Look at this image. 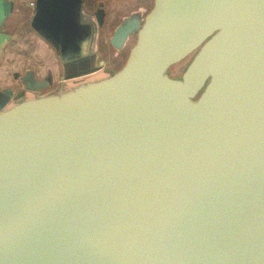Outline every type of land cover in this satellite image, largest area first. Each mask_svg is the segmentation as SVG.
<instances>
[{
    "label": "water",
    "instance_id": "1",
    "mask_svg": "<svg viewBox=\"0 0 264 264\" xmlns=\"http://www.w3.org/2000/svg\"><path fill=\"white\" fill-rule=\"evenodd\" d=\"M0 0V264H264V0ZM22 18V19H21ZM11 78V79H9Z\"/></svg>",
    "mask_w": 264,
    "mask_h": 264
},
{
    "label": "rangeland",
    "instance_id": "2",
    "mask_svg": "<svg viewBox=\"0 0 264 264\" xmlns=\"http://www.w3.org/2000/svg\"><path fill=\"white\" fill-rule=\"evenodd\" d=\"M149 0H109V20L107 27L104 30L102 39V46L104 51L107 53V57L111 65L115 68L122 66L127 54L122 53L116 55L111 51L109 45V38L118 25L120 20L130 13L136 7H148ZM32 0H25L24 7L22 10L23 22L27 21L31 15V10L26 6L30 4ZM94 3V0H91ZM22 19V18H21ZM47 48V47H46ZM48 49H45L40 40L37 38L31 39L27 44H21L19 46H11L7 49L1 63L0 72L8 73L14 70H22V68L29 62L35 63L36 65L45 66L49 61ZM11 79V78H9Z\"/></svg>",
    "mask_w": 264,
    "mask_h": 264
},
{
    "label": "crops",
    "instance_id": "3",
    "mask_svg": "<svg viewBox=\"0 0 264 264\" xmlns=\"http://www.w3.org/2000/svg\"><path fill=\"white\" fill-rule=\"evenodd\" d=\"M40 43H42L43 46H45V49H48V50H49V53H51V51H50V49L48 48L47 45H45V44H44L43 42H41V41H40ZM46 47H47V48H46ZM2 77H4V76H3V72H0V79H1Z\"/></svg>",
    "mask_w": 264,
    "mask_h": 264
}]
</instances>
